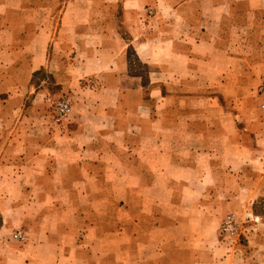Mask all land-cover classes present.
<instances>
[{
  "label": "crops",
  "instance_id": "1",
  "mask_svg": "<svg viewBox=\"0 0 264 264\" xmlns=\"http://www.w3.org/2000/svg\"><path fill=\"white\" fill-rule=\"evenodd\" d=\"M134 1L138 5L122 10L124 30L127 17L139 15L148 3ZM181 2H173L170 9L186 16L188 41L180 42L181 36L170 24L161 27L167 36L160 35L163 44L157 47L167 57L143 52L150 38L131 43L143 62L168 64L184 58L189 64L202 56L193 33L201 31L207 47L205 60H211L215 48H222L220 78L228 79L233 73L229 64L236 65L234 87L229 90V84L221 82L228 87L225 102L215 94L218 84L210 70L212 81L206 85L205 97L191 93L187 97L191 102L205 99L204 109L191 103L181 109L178 103L168 102L171 98L180 102L186 95L175 89L179 94L168 92L163 80L167 73L162 69L163 74L151 73V78L163 81L151 79L152 96L148 97L143 76L127 65L128 44L123 46L115 36L113 45L86 49L85 82H78L84 90L102 82L106 89L100 95L107 92V101L80 105L66 128L55 131L49 119L41 123L48 103L35 102L37 95L24 100L31 96H27L30 81L38 72L41 77L51 74L62 86L66 80L77 79L64 66L51 72L54 57L50 45L41 40L43 28L34 20L51 6L29 2L22 10H14L10 0H0L1 20L7 22L12 14L30 16L22 26L0 23V30L14 32L6 44L0 38V264H264L262 216L254 215L241 241L231 245L220 236L221 216L203 210L212 205L245 208L264 197V121L244 110L264 90L260 33L264 2L225 0L228 6L220 23H194L197 11L182 10L185 2ZM248 2L252 7H245ZM93 3L88 15L78 12L92 26L88 29L81 23L84 26L76 29L117 32L116 9L110 3L106 6V0ZM249 14L251 23L243 19ZM109 36L112 42L114 36ZM30 47L33 50H26ZM91 62L93 68L88 65ZM164 68L168 72L171 67ZM14 77L22 80L19 86L16 82L6 86L4 80ZM240 89L246 95L241 97ZM160 97L167 103L160 104ZM180 110H187L183 124L188 128L189 146L185 150L165 147L184 137L178 132ZM198 111L204 117L196 115ZM242 174L251 177L246 181ZM15 229L25 232L23 242L1 241Z\"/></svg>",
  "mask_w": 264,
  "mask_h": 264
},
{
  "label": "rangeland",
  "instance_id": "2",
  "mask_svg": "<svg viewBox=\"0 0 264 264\" xmlns=\"http://www.w3.org/2000/svg\"><path fill=\"white\" fill-rule=\"evenodd\" d=\"M126 1V2H125ZM177 0H148V3H145V10L142 8L139 9L140 14L137 16H128L126 19V22L128 23V27L124 30L122 26V21H121V15H122V10L132 8V5H138L137 1H131V0H106V6L108 4H111V8H115L117 12V17L116 20L120 24L117 25V32L115 31H106V32H99V31H94L93 29L90 30H84V31H78L76 27L79 26H84L81 25V23H84L82 20V15H80L78 12H84L85 14L88 15V12H91L93 10L92 8L94 7L93 0H10V4L14 6V10H22L20 7H24L25 3L28 4L29 2L36 3L38 7L42 5L46 6H51L49 7V10L44 13H38L34 16V20L37 23L38 27H42L43 30L40 32L41 33V40L50 45V56L53 58L54 57V64L52 66L53 69H51V72H54L56 68H59L60 66H64L68 70V74L70 76H73V78L77 79H70L69 81H65V85L62 86L61 83H58L57 79L54 77H50V75H45L41 77V74H36L30 81V89L31 91L27 93L28 95H31L30 97H27L24 99L26 102L32 98V95H37L38 98H34L35 102H40L41 104H46L48 103L47 106V111L51 114L48 115V112H43L42 114H45L46 118H43V116H40L41 123L43 120H50L51 123L53 124L54 130L55 131H63V129L66 128V126L69 124L71 121V117L73 113H75L76 108L78 109L80 105L83 104V107H85L87 104H90L95 101H107V98L109 97V94L107 92H104L102 95H100V91L102 89H106L104 87V84L101 82L100 84L97 83L94 88L92 89H87L84 90L82 86L78 85V82H85V79L82 77V69L84 68L85 59L84 57L86 56V49L93 47L95 44L98 47L100 44H115L114 42L116 41V37H118L119 41L123 43L125 46V42L128 44L127 47V55L128 58L130 59V64L129 69L130 71H133L137 73L139 76L142 77V82H143V87L144 90H147L148 92V97L152 96L151 91V86L153 85L151 82V79L155 81L160 79L161 77H154L151 78V73L155 74H163L161 72V69L167 73L166 75H170L171 77L167 79V76L165 75L163 77V80L165 82L166 89H168V92L172 95L179 94L173 91V89L178 90L180 92V95H186V98L183 100H180V102L175 99L171 98L168 100L170 103H178L180 106H182L181 109H183V106H186V104L191 103L195 108H202L204 109L206 100L201 99V100H194L190 101L188 97L189 93L195 94L200 96L201 98L205 97L206 95V85L208 84L210 80V76H208L207 71L210 70V72L215 73V76L212 75V77L215 78L213 82L215 84H218V91L216 96H219L221 100L225 102V97H226V86H222L221 82L229 84V90L230 88H233L236 82V75L234 74V68L236 70V65L235 64H229V69L233 73L230 74V77L226 80H223L220 78V73H221V51L222 48L221 46H218V48H215L214 55L212 56L211 60H205V50L207 51V47L205 44V37H203V34L201 31L196 30V32H193L197 36L198 40V54H201L202 56L200 58H197L194 62H191L189 64H186L185 61H183L184 58L179 59L176 58L173 63H150V62H143L139 59L136 50L134 46L132 45V41L143 38L147 39L150 38V42L148 43V47L143 51L145 52H150V54L154 55V57H163V56H168L166 54H163L162 51H159L157 49L158 46L162 45L163 42L161 41V37L166 39L167 34H164V31H162V26L165 25L166 27L169 26L170 24L174 25V28H176L178 32V36H181V41H188L189 38V30H187V23L188 21L186 20V16L181 14V15H175L172 10L170 9L171 4L173 2H176ZM190 1V3H189ZM184 4L182 7V10H196L197 15L193 17V22L198 23L203 21L205 22H217L220 23L222 19V11L226 10V6H228L227 3H225V0H182V2L179 4ZM264 2V0H263ZM126 3V4H125ZM144 5V3H141ZM263 6V4H261ZM69 6L68 8V14L65 16L64 12L66 11V7ZM101 7H105L102 3L100 4ZM246 8L252 7V4L248 2V4H245ZM127 9V10H128ZM63 12V13H62ZM79 14V15H78ZM86 16V15H85ZM243 17V16H242ZM245 18L244 21L248 22H253L254 20L252 19L253 16L252 14H249L248 16H244ZM7 18V16H6ZM30 16L29 15H23V14H12L10 19L6 20H1L0 23H10L8 25L10 26H22L23 24H28ZM248 18V19H247ZM232 21V20H231ZM236 21V20H234ZM86 22V21H85ZM86 27L92 26L90 24L84 23ZM171 25V26H172ZM168 32V31H165ZM39 33V32H38ZM102 33H105L103 36ZM214 33H220L218 31ZM232 34H241L243 35V31L237 32V31H232L229 32ZM261 38L264 39V31H261ZM14 32L12 30H0V38L4 39L5 44L8 43V40H11L14 38ZM113 35L114 39L111 42L110 36ZM21 38H25V34L23 32L20 33ZM236 39L238 38L235 36ZM241 39L243 36H240ZM239 37V38H240ZM111 42V43H109ZM203 43V44H201ZM130 44V45H129ZM183 44V43H182ZM146 46V44H145ZM144 46V47H145ZM179 50H183V45ZM22 50V49H21ZM26 50H33V47L26 48ZM180 56H185L184 54H179ZM62 60V61H61ZM90 65V68H93L95 63L91 62L88 63ZM165 65V66H163ZM164 67H171L169 68L168 72L166 70L168 68ZM45 72V71H44ZM53 74V73H52ZM77 75V76H75ZM175 75V76H174ZM179 76V77H178ZM218 76V77H216ZM177 77V79H176ZM161 80V81H163ZM19 78L14 77L13 80H4V83L6 86L9 87L10 83H17V86H19ZM92 81L91 79H88V83ZM98 81V80H96ZM233 86V87H232ZM22 89V88H19ZM184 91H186L184 93ZM146 92V95H147ZM229 92V91H228ZM236 92L235 90L233 93ZM183 93V94H182ZM246 95V92H244ZM242 93L241 89L239 90V95L242 97L244 95ZM236 96V94L234 93ZM165 96V95H164ZM257 97V100L255 103L246 105L244 107L245 114H251L252 117L258 118L261 121H264V114L261 111V103L264 100V90L261 91L259 94L255 96ZM242 99V98H241ZM66 100L70 104V111L67 116V118L64 120L63 124H58L55 120V108L56 105L63 101ZM160 104L167 103L166 98L160 97ZM174 103V104H175ZM236 105V104H234ZM186 108V107H184ZM187 110L183 111L180 110L178 112V115L181 114L180 119L181 124L178 132L179 134H183V138L180 139V143L177 144H165V147H178L182 148L185 150L186 147L189 146L188 143V137H187V132L188 128L186 127V124H183L184 119H186L187 116H185V113ZM200 117H204V112H197L196 115ZM237 114V113H236ZM236 114L232 115L231 118H236ZM173 117V116H171ZM194 117V115H193ZM192 117V118H193ZM200 117H197L198 119ZM203 119V118H202ZM57 129V130H56ZM186 141V142H184ZM217 146L218 144H214ZM243 175V179L247 181V178H250L251 176L249 175ZM171 177V176H169ZM176 179L181 178V176H175ZM165 180L166 177H165ZM215 193V192H213ZM235 194V193H234ZM249 194V192L247 193ZM212 206L214 208H212ZM210 208L204 207L203 210L208 212L212 211L216 216H221V223H220V228H219V233L220 236H222L221 233V227L224 219L232 215L235 220V228H236V234L233 237H228V242L233 245L237 243V241H241L242 237L244 236V232L247 231V225L253 222L252 217L254 215H260L264 219V197H262L259 201H256L254 204H250L245 208H226L224 206L220 205H212ZM185 210L187 208H184ZM196 225V224H194ZM198 226V224H197ZM21 231L20 229H15L12 231L10 236H4V239H1L2 242L6 241H19L23 242L26 239V234L25 238L23 240H18L15 238L14 233L16 231ZM225 237V236H224ZM10 242V243H11Z\"/></svg>",
  "mask_w": 264,
  "mask_h": 264
},
{
  "label": "built area",
  "instance_id": "3",
  "mask_svg": "<svg viewBox=\"0 0 264 264\" xmlns=\"http://www.w3.org/2000/svg\"><path fill=\"white\" fill-rule=\"evenodd\" d=\"M69 111H70V104L68 101L63 100L59 102L55 108L56 122L58 124H63L64 120L67 118L69 114ZM261 111L264 114V100L261 103ZM221 233H222V236H225V237L235 236L236 234L235 220L232 215H229L224 219L222 223V227H221ZM14 236L18 240H23L25 238L24 232L19 231V230L14 233Z\"/></svg>",
  "mask_w": 264,
  "mask_h": 264
}]
</instances>
